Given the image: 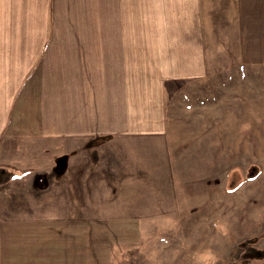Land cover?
I'll use <instances>...</instances> for the list:
<instances>
[{
  "label": "crops",
  "instance_id": "obj_1",
  "mask_svg": "<svg viewBox=\"0 0 264 264\" xmlns=\"http://www.w3.org/2000/svg\"><path fill=\"white\" fill-rule=\"evenodd\" d=\"M58 2L0 0V173L11 181L37 174L33 189L49 188L42 213L27 222L34 227L27 245L18 240L25 226L4 241L0 225V264L82 262L83 231L92 223V238L117 233L130 243L156 234L164 205L177 204L167 176L174 155L163 129V96L168 89L178 93L185 81L212 76V68H222L214 78L236 77L243 70L242 15L262 7L260 0H92L93 12L106 13L107 37L56 39L48 37L42 15ZM128 14L138 16L129 17L126 28L128 17L121 15ZM116 28L137 36L115 37ZM55 41L70 47L43 53ZM228 47L236 52L234 64L224 67L213 55ZM35 157L47 163L32 168L28 159ZM50 172L59 178L54 185ZM52 229L74 239L69 251L52 245Z\"/></svg>",
  "mask_w": 264,
  "mask_h": 264
},
{
  "label": "rangeland",
  "instance_id": "obj_2",
  "mask_svg": "<svg viewBox=\"0 0 264 264\" xmlns=\"http://www.w3.org/2000/svg\"><path fill=\"white\" fill-rule=\"evenodd\" d=\"M66 1L74 6L60 5L57 0L60 6L52 4L51 13L42 15L48 24V37H107L106 13L93 12L92 0ZM259 5L260 12L242 15L243 70L236 71V77L229 73L224 80V76L214 78L222 68H212V76L185 81L178 93L171 94L175 90L168 89L163 96V129L174 155L173 160L169 159L174 165L167 176L173 187L171 199L177 204L164 205L168 210L164 211L158 232L146 238L132 237L130 243L116 237L117 233L115 237L92 238L90 234L96 228L92 223L89 232L83 231L82 262L67 264H264V0ZM121 16L128 17V28L129 17L137 19L138 15ZM112 31L115 37L124 33L137 36L128 29ZM57 41L56 45L43 47V53L56 55L70 47L60 46ZM227 49L230 51L213 55L224 67L234 64L236 53L232 47ZM46 62L53 63L49 59ZM195 85H201V89H194ZM175 148L179 153H174ZM182 149L187 156L183 157ZM42 160L28 159L37 170L47 163V159ZM49 162L53 166V158ZM180 163L185 169L180 170ZM19 175L20 179L11 181L9 174L0 173V225L4 241L5 236L7 240L15 236L18 226L20 231L25 226L26 232L19 234L18 240L27 245V237L34 233L27 222L34 224L35 214L42 213V199L49 188L33 189L32 179L37 174ZM49 178L53 185L59 181L52 173ZM68 194L71 192L65 194L66 198ZM91 220L86 222L91 224ZM104 229H109L107 224ZM51 234L52 245H64L67 251L74 245L73 238L53 229ZM108 234L112 235L111 230Z\"/></svg>",
  "mask_w": 264,
  "mask_h": 264
},
{
  "label": "trees",
  "instance_id": "obj_3",
  "mask_svg": "<svg viewBox=\"0 0 264 264\" xmlns=\"http://www.w3.org/2000/svg\"><path fill=\"white\" fill-rule=\"evenodd\" d=\"M64 161H65V159H60L59 162H64ZM59 162H58V163H59ZM57 170H58V173H61V170H60L59 168H58Z\"/></svg>",
  "mask_w": 264,
  "mask_h": 264
},
{
  "label": "water",
  "instance_id": "obj_4",
  "mask_svg": "<svg viewBox=\"0 0 264 264\" xmlns=\"http://www.w3.org/2000/svg\"><path fill=\"white\" fill-rule=\"evenodd\" d=\"M64 168H65V165H64V164L60 166V170H62V171H63V170H64Z\"/></svg>",
  "mask_w": 264,
  "mask_h": 264
}]
</instances>
